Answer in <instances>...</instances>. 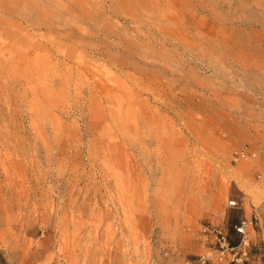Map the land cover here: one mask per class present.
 Here are the masks:
<instances>
[{
    "label": "rangeland",
    "instance_id": "374dc122",
    "mask_svg": "<svg viewBox=\"0 0 264 264\" xmlns=\"http://www.w3.org/2000/svg\"><path fill=\"white\" fill-rule=\"evenodd\" d=\"M0 264H264V0H0Z\"/></svg>",
    "mask_w": 264,
    "mask_h": 264
},
{
    "label": "built area",
    "instance_id": "2783aa9c",
    "mask_svg": "<svg viewBox=\"0 0 264 264\" xmlns=\"http://www.w3.org/2000/svg\"><path fill=\"white\" fill-rule=\"evenodd\" d=\"M230 206H235V202L230 203ZM247 226H248V222L246 220L240 221L239 224L237 226H235V230H236L237 234H239L241 236H245Z\"/></svg>",
    "mask_w": 264,
    "mask_h": 264
},
{
    "label": "bare ground",
    "instance_id": "6f19581e",
    "mask_svg": "<svg viewBox=\"0 0 264 264\" xmlns=\"http://www.w3.org/2000/svg\"><path fill=\"white\" fill-rule=\"evenodd\" d=\"M30 18H31V17H30ZM34 19H35V18H34ZM24 21H25V20H24ZM34 22H35V21H34ZM26 23H28V22H26ZM30 23H31V21H30ZM37 23H38V21H37ZM71 255H72V254H71ZM74 257H75V256H74ZM74 257H73V258H74Z\"/></svg>",
    "mask_w": 264,
    "mask_h": 264
},
{
    "label": "trees",
    "instance_id": "16d2710c",
    "mask_svg": "<svg viewBox=\"0 0 264 264\" xmlns=\"http://www.w3.org/2000/svg\"><path fill=\"white\" fill-rule=\"evenodd\" d=\"M233 244V243H232ZM235 244V243H234ZM236 245V244H235Z\"/></svg>",
    "mask_w": 264,
    "mask_h": 264
}]
</instances>
